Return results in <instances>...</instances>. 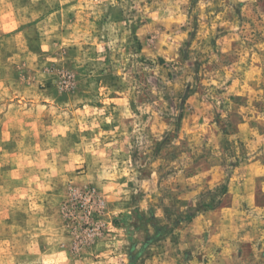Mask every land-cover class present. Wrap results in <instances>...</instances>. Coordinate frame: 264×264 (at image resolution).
<instances>
[{
    "label": "clouds",
    "instance_id": "9594fccd",
    "mask_svg": "<svg viewBox=\"0 0 264 264\" xmlns=\"http://www.w3.org/2000/svg\"><path fill=\"white\" fill-rule=\"evenodd\" d=\"M13 4L0 264H128L119 221L137 209L158 221L144 264H264V0ZM66 64L79 90L41 108Z\"/></svg>",
    "mask_w": 264,
    "mask_h": 264
},
{
    "label": "rangeland",
    "instance_id": "374dc122",
    "mask_svg": "<svg viewBox=\"0 0 264 264\" xmlns=\"http://www.w3.org/2000/svg\"><path fill=\"white\" fill-rule=\"evenodd\" d=\"M9 3H13V0H9ZM15 7L16 5L13 4V7L10 8L8 11H4L0 8V32H13L18 31L17 29V21H16V14H15ZM197 34H198V25H197ZM35 43L33 40L28 41L29 50L34 52H39L42 50V47L39 43V36L34 38ZM215 43V41H214ZM75 49L70 48L68 51V55H74ZM158 61L160 64H163L164 58L159 57ZM50 64L53 63L52 61L49 62ZM83 69L75 70L72 64H66L65 70L61 71L58 74L52 76V78L47 79L45 82L37 85L38 93L43 94V99L39 101V106L41 108L47 109L49 105L53 107L55 105L61 103H67L68 94L70 91L79 90L78 82L81 78V73ZM119 97L113 93L109 100H118ZM99 106V105H98ZM243 106V105H241ZM219 126V125H217ZM223 131V130H222ZM2 135V132H0ZM10 147V146H9ZM23 163V160L20 161ZM230 189H225V191H229ZM253 197L255 198L256 192L253 189L252 193ZM136 198H133V203H135ZM225 208L221 207L219 211H224ZM210 211L215 212L216 209L210 206ZM119 223H122L126 227L127 231V239L128 244L124 246V251L127 254L128 264H144V258L148 255V248L146 245L148 244V240L145 238L143 243L141 242V236H146L147 233V225L152 224L154 227L158 223L152 216L151 210L149 215H145L144 213L140 212L139 209L134 210L131 216H124L121 218ZM156 232H160L159 228H156ZM154 242V240H153ZM54 264V262H53Z\"/></svg>",
    "mask_w": 264,
    "mask_h": 264
}]
</instances>
